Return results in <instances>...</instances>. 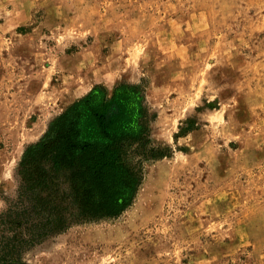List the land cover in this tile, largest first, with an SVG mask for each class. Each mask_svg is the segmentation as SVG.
Listing matches in <instances>:
<instances>
[{
	"label": "rangeland",
	"instance_id": "rangeland-1",
	"mask_svg": "<svg viewBox=\"0 0 264 264\" xmlns=\"http://www.w3.org/2000/svg\"><path fill=\"white\" fill-rule=\"evenodd\" d=\"M122 82L144 88L166 155L143 162L121 214L23 260L264 264V0H0V214L26 148L95 85Z\"/></svg>",
	"mask_w": 264,
	"mask_h": 264
},
{
	"label": "trees",
	"instance_id": "trees-1",
	"mask_svg": "<svg viewBox=\"0 0 264 264\" xmlns=\"http://www.w3.org/2000/svg\"><path fill=\"white\" fill-rule=\"evenodd\" d=\"M153 115L140 84L102 85L71 103L19 161L16 196L0 214V264L75 222L121 214L132 204L142 164L162 157L150 137Z\"/></svg>",
	"mask_w": 264,
	"mask_h": 264
}]
</instances>
